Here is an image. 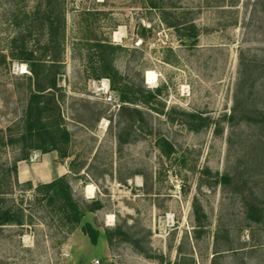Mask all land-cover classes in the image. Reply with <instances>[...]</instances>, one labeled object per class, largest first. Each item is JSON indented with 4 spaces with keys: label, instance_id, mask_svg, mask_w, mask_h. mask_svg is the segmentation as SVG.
Returning a JSON list of instances; mask_svg holds the SVG:
<instances>
[{
    "label": "rangeland",
    "instance_id": "1",
    "mask_svg": "<svg viewBox=\"0 0 264 264\" xmlns=\"http://www.w3.org/2000/svg\"><path fill=\"white\" fill-rule=\"evenodd\" d=\"M57 3V109L45 103L69 156L30 150L16 162L23 145L10 140L34 87L7 48L15 30L38 29L44 5L0 0V211L14 219L0 226V264H264V0ZM37 29L27 48L47 64L57 48ZM53 157L78 225L62 200L35 191L57 178H20Z\"/></svg>",
    "mask_w": 264,
    "mask_h": 264
},
{
    "label": "trees",
    "instance_id": "2",
    "mask_svg": "<svg viewBox=\"0 0 264 264\" xmlns=\"http://www.w3.org/2000/svg\"><path fill=\"white\" fill-rule=\"evenodd\" d=\"M43 6L40 24L37 26L30 22L29 27H25L23 30H15L14 35L11 37L8 43V56L14 61H20L27 65L32 77L34 91L30 94V99L24 114L23 125L24 129L20 136L15 140H10L11 143H21L22 157L18 161L27 160L30 150L40 151L42 154L56 151L59 158L65 159L69 156L63 149L69 143V134L65 130H61L57 125L55 129L49 126L50 113L54 110L47 108L46 101L53 107L56 106L55 95L59 90L57 86V72L55 69L59 66V59L61 55L60 46L64 39L65 21L61 6L57 3L58 0H41ZM16 19V16H14ZM20 27V26H17ZM174 28L175 26L169 25ZM39 30L38 37L45 39L47 46H55L57 52L47 54V64L37 62L34 64L31 60L33 52L27 48V38H29L33 31ZM187 39L195 41L197 39V30L194 24L190 23L188 26ZM4 57V56H3ZM5 59V58H4ZM57 109V108H56ZM31 141L30 146H25L23 143ZM16 173V163L12 168ZM29 188H31L30 182H27ZM35 191L37 193L43 192L45 197H53L62 200L65 207L73 212V220L71 223L79 224L81 220L80 213L77 211V205L71 196L70 186L65 177L57 178L48 184H39L36 186ZM101 209L100 204H94L88 208L89 212H94ZM13 215L9 210L0 211V226L10 225L13 222ZM83 233L87 235L92 244L96 243L98 233L91 229L89 224L83 227Z\"/></svg>",
    "mask_w": 264,
    "mask_h": 264
},
{
    "label": "crops",
    "instance_id": "3",
    "mask_svg": "<svg viewBox=\"0 0 264 264\" xmlns=\"http://www.w3.org/2000/svg\"><path fill=\"white\" fill-rule=\"evenodd\" d=\"M50 159H51L50 164H47L46 168H43V171L38 173V177H35V179H33L34 177L29 172V169L28 170L24 169L27 176L24 178L23 181L36 180L39 183H48V182H51L52 180H54L55 178H61V177H64L65 175H67V172L65 171V169L62 168V170H61V168L54 167V164H53V160L55 159L54 157L50 158ZM25 168H27V167H25ZM20 169H19V172H20Z\"/></svg>",
    "mask_w": 264,
    "mask_h": 264
},
{
    "label": "bare ground",
    "instance_id": "4",
    "mask_svg": "<svg viewBox=\"0 0 264 264\" xmlns=\"http://www.w3.org/2000/svg\"><path fill=\"white\" fill-rule=\"evenodd\" d=\"M146 80H147L148 84H153L154 81H155V75L152 72H147L146 73ZM26 176H27V174H26L25 170L24 169H20V178L24 179Z\"/></svg>",
    "mask_w": 264,
    "mask_h": 264
},
{
    "label": "built area",
    "instance_id": "5",
    "mask_svg": "<svg viewBox=\"0 0 264 264\" xmlns=\"http://www.w3.org/2000/svg\"><path fill=\"white\" fill-rule=\"evenodd\" d=\"M107 101L112 103V102H115V99L112 96H108ZM96 263H98V262H96Z\"/></svg>",
    "mask_w": 264,
    "mask_h": 264
}]
</instances>
